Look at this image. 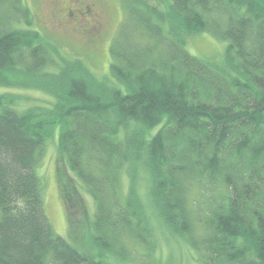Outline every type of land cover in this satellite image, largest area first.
Masks as SVG:
<instances>
[{
	"label": "trees",
	"instance_id": "obj_1",
	"mask_svg": "<svg viewBox=\"0 0 264 264\" xmlns=\"http://www.w3.org/2000/svg\"><path fill=\"white\" fill-rule=\"evenodd\" d=\"M119 3L100 80L32 29L22 0H0V86L48 97L18 111L22 96L0 95V264H103L46 217L36 170L56 132L101 255L160 264L157 239H172L195 264H264V0ZM202 33L227 43L220 60L187 52Z\"/></svg>",
	"mask_w": 264,
	"mask_h": 264
},
{
	"label": "rangeland",
	"instance_id": "obj_2",
	"mask_svg": "<svg viewBox=\"0 0 264 264\" xmlns=\"http://www.w3.org/2000/svg\"><path fill=\"white\" fill-rule=\"evenodd\" d=\"M22 1L33 15L32 29L57 48L60 56L71 61L79 60L97 79L109 77V48L124 19L119 0H86L89 4H93L92 14L99 17L102 27L101 31L94 34H91L87 25L89 21L85 16L75 15L72 20L61 16V4L64 0ZM67 2L71 9V3L68 0ZM146 2L164 11L170 0H146ZM226 44L209 34L202 33L187 39L186 50L197 58L220 60ZM53 71H57V68H53ZM6 94L22 96L14 106L18 111L48 101L46 95L35 90L0 86V95ZM58 141L59 135L56 132L54 138L43 147L36 170L41 182L46 217L55 233L81 255L93 261H102L103 264H120L107 253L101 255L91 244L86 228L87 223L93 221L94 203L86 188L70 171L66 161L62 162L58 153ZM63 185L69 194L75 192L74 199L72 196L64 198L61 191ZM122 185L126 190V179H123ZM140 194L145 197V190L142 187ZM156 246L154 260H159L160 264H166L167 261L171 264H195L193 259L195 255L185 243L172 239H157ZM137 262H140V259Z\"/></svg>",
	"mask_w": 264,
	"mask_h": 264
},
{
	"label": "flooded vegetation",
	"instance_id": "obj_3",
	"mask_svg": "<svg viewBox=\"0 0 264 264\" xmlns=\"http://www.w3.org/2000/svg\"><path fill=\"white\" fill-rule=\"evenodd\" d=\"M71 3V9L68 6L67 0H64L61 4V16L65 19L72 20L75 15L85 16L88 19L87 25L90 28L91 34L97 33L102 30L99 17L93 16V4H89L86 0H68Z\"/></svg>",
	"mask_w": 264,
	"mask_h": 264
}]
</instances>
